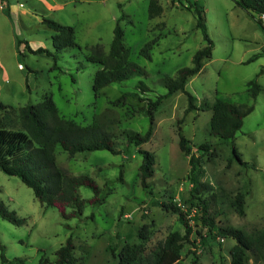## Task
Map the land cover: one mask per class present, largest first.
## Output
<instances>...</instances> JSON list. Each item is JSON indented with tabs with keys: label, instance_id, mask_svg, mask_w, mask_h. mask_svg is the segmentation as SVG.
<instances>
[{
	"label": "rangeland",
	"instance_id": "obj_1",
	"mask_svg": "<svg viewBox=\"0 0 264 264\" xmlns=\"http://www.w3.org/2000/svg\"><path fill=\"white\" fill-rule=\"evenodd\" d=\"M150 1L0 0V101L13 108L4 123L16 121L21 107L52 97L66 119L82 126L101 121L119 150L117 154L79 152L71 157L57 147L59 167L71 176L93 178L101 189V201L96 203L90 187H79V198L87 202L82 210L67 208L69 213L76 212L69 219L58 208L44 206L19 177L0 169V202L26 219L15 225L0 216V239L9 260L23 258L25 264H39L44 257L55 261L56 251L72 237L79 264H119L127 245L139 246L137 264H157L166 237L172 232L184 235L190 225V239L195 243L184 242L177 264H230L236 241L219 236L216 229L210 231L199 219L202 203L191 195L189 157L180 148L179 127L194 154L201 144H212L202 159L201 181L210 187L202 197H210L216 223L246 233L264 228V29L236 0H159L163 12L154 18L149 16ZM195 2L206 11L214 42L212 57L186 86L198 98L199 109L185 115L187 95L170 96L155 112L151 140L138 147L122 132H147L151 118L143 107L149 99L168 92L163 78L174 79L181 68L191 66L205 44L196 26ZM44 19L72 26L80 48L57 50L55 31ZM119 21L130 60L146 74L95 93L93 80L101 66L87 61L86 54L97 44L108 53ZM152 40L155 46L148 59L140 52ZM25 41L33 49H48L57 57L59 68L53 69L52 56L30 52ZM253 79L261 86L257 98L248 86ZM140 82L149 91L142 92ZM216 98L254 106L232 141L247 164L234 158L231 141L212 134V110L204 104ZM3 115L0 112V120ZM140 148L156 157L154 176L148 181L151 190L141 184ZM240 193L245 197L243 215L230 205V198ZM154 201L173 203L179 212L167 211ZM0 264H4L1 253ZM247 264H264V252H248Z\"/></svg>",
	"mask_w": 264,
	"mask_h": 264
},
{
	"label": "trees",
	"instance_id": "obj_2",
	"mask_svg": "<svg viewBox=\"0 0 264 264\" xmlns=\"http://www.w3.org/2000/svg\"><path fill=\"white\" fill-rule=\"evenodd\" d=\"M236 3L249 12L264 29L262 21L259 18L256 19V17L264 13V0H236ZM194 5V13L197 17L196 26L202 32L205 44L193 56L191 66L181 68L174 79L171 77L163 78V83L168 92L165 95H159L155 100L149 99L146 107H143V110L151 118V125L147 132L144 134L128 130L122 132L127 136L129 143L135 144L138 147L151 140L155 128V112L170 96L177 92H183L187 95L188 105L185 109V115L199 109L197 105L198 98L189 92L186 86L190 78L197 75L203 69L204 61L212 57L214 42L208 33L204 7L200 6L197 2ZM162 12L163 7L159 0H151L149 5L150 18L157 17ZM44 22L55 31L53 44L57 50H64L70 47L80 48V45L76 41L75 29L72 26L64 25L51 19H44ZM124 36L125 33L119 21L114 29V38L110 51L106 53L103 46L97 44L92 46L86 54L87 61L101 66L100 70L95 73L93 80V90L95 93L113 83L146 74L143 67L130 60L129 50L124 43ZM20 43L21 41H19ZM25 45L32 53L52 56L54 58L53 69L59 68L57 57L48 49L43 47L33 49L26 41ZM154 46L155 41H149L141 49L140 53L146 58L151 59V52ZM248 86L250 87L252 97L257 98L261 90L257 79L251 80ZM138 88L142 92L149 91V87L144 82H140ZM204 105L205 108L212 110V134L220 139L231 142L242 128L245 117L254 110L253 105L243 107L220 98H216L212 104L206 102ZM10 110H13L11 106L0 101V112L4 113L3 118L0 120V169L7 175L19 177L32 189L36 199L46 207L58 208L66 219L76 216V212L69 213L67 212V208L72 207L75 210H82L87 202L78 196V188L81 186L90 187L97 196L95 202L100 203L101 199L98 198V195L101 189L96 181L87 175L71 176L67 170L59 167L57 165L56 149L58 146H61L71 157L79 152L95 150H108L114 154L119 153V150L116 148L114 135L105 129L101 121L95 119L91 124L82 126L72 120L66 119L59 114V110L52 97H45L38 104H29L21 107L16 121L11 119L9 124L4 123L10 116ZM181 120L183 121L184 118ZM179 137L180 148L189 157V178L193 183L191 195L202 203L199 219L210 231L216 229L219 236L224 238L230 237L236 241L230 252V264H247L248 252H264V228L254 233H246L240 228L224 227L216 223L210 213V197H202V194L210 187L201 181L202 159L204 154L211 151L212 144H201L197 149L199 153L196 155L193 153L190 140L183 135L181 127H179ZM232 151L235 159L241 164H247L242 159L233 142ZM139 152L143 157L140 166L141 184L145 189L151 190V184L148 181L154 176L156 157L154 153L143 148H140ZM215 196L212 194V197ZM154 203L167 211L179 212L178 206L173 203H159L158 201H154ZM230 205L239 214L243 215L245 213L244 194L240 193L236 197L230 198ZM0 216L15 225H22L26 222L25 218L17 216L15 211L9 210L2 202H0ZM180 216L182 217L183 213H180ZM192 232V226L186 225L184 235L179 232L170 233L159 252L157 264H177L182 257L184 242L195 243L190 239ZM138 247V245L125 246L120 254L119 264H137L140 256ZM74 250L75 244L72 237H69L66 243L56 251L57 258L55 261L42 257L39 264H79ZM0 253L1 261L4 264L26 263L23 258L9 260L6 256V246L1 239Z\"/></svg>",
	"mask_w": 264,
	"mask_h": 264
},
{
	"label": "built area",
	"instance_id": "obj_3",
	"mask_svg": "<svg viewBox=\"0 0 264 264\" xmlns=\"http://www.w3.org/2000/svg\"><path fill=\"white\" fill-rule=\"evenodd\" d=\"M258 18L262 21V24L264 26V13L260 14Z\"/></svg>",
	"mask_w": 264,
	"mask_h": 264
}]
</instances>
